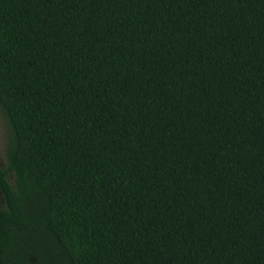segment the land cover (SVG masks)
<instances>
[{
  "label": "trees",
  "instance_id": "1",
  "mask_svg": "<svg viewBox=\"0 0 264 264\" xmlns=\"http://www.w3.org/2000/svg\"><path fill=\"white\" fill-rule=\"evenodd\" d=\"M7 264H264V0H0Z\"/></svg>",
  "mask_w": 264,
  "mask_h": 264
},
{
  "label": "flooded vegetation",
  "instance_id": "2",
  "mask_svg": "<svg viewBox=\"0 0 264 264\" xmlns=\"http://www.w3.org/2000/svg\"><path fill=\"white\" fill-rule=\"evenodd\" d=\"M5 120H6V116L4 114L2 106L0 105V177L2 173L4 172L5 164H6L7 140L3 136L4 130L6 129V126H4ZM4 207H5L4 197L0 189V209H3ZM0 264H7V263L6 261L0 259Z\"/></svg>",
  "mask_w": 264,
  "mask_h": 264
},
{
  "label": "rangeland",
  "instance_id": "3",
  "mask_svg": "<svg viewBox=\"0 0 264 264\" xmlns=\"http://www.w3.org/2000/svg\"><path fill=\"white\" fill-rule=\"evenodd\" d=\"M4 122H5V125L4 126H6V129L4 130V134L5 135L3 134V136H4V138H6L7 144H8L9 141H10V139H11V137H12V130L10 128V125L8 123L7 118H6V120Z\"/></svg>",
  "mask_w": 264,
  "mask_h": 264
}]
</instances>
